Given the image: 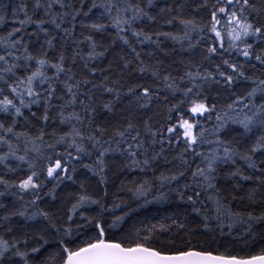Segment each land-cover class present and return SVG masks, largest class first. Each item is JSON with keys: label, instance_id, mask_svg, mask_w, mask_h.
I'll return each mask as SVG.
<instances>
[{"label": "snow or ice", "instance_id": "snow-or-ice-1", "mask_svg": "<svg viewBox=\"0 0 264 264\" xmlns=\"http://www.w3.org/2000/svg\"><path fill=\"white\" fill-rule=\"evenodd\" d=\"M195 2L197 15L206 13L199 20L171 7L157 12L155 0H19L10 15L0 12V26L11 25L0 35V197L16 198L0 202V231L8 234L0 236V264H264V247L239 255L154 246L158 233L186 228L175 220L108 236L127 215L115 212L121 193L148 204L150 195L160 201L175 192L220 236L241 225L255 239L253 225L264 223V0ZM145 21L180 30L145 31ZM167 40L188 54L180 67L146 63L138 47L162 51ZM137 73L150 80L132 79ZM241 83L247 88L238 94ZM223 93L230 102L218 104ZM98 109L119 118L98 123ZM232 125L242 131L231 135ZM161 160L175 171L156 176ZM81 169L98 178V192L79 179ZM136 170L145 178L110 193V173ZM221 180L234 188L251 182L245 198L260 213L233 210ZM66 181L78 190L61 196ZM45 196L63 205L62 214L57 205L40 207ZM17 216L37 221L35 230L17 233ZM89 227L95 235L82 240Z\"/></svg>", "mask_w": 264, "mask_h": 264}, {"label": "trees", "instance_id": "trees-1", "mask_svg": "<svg viewBox=\"0 0 264 264\" xmlns=\"http://www.w3.org/2000/svg\"><path fill=\"white\" fill-rule=\"evenodd\" d=\"M18 2L19 0H0V12L10 15L13 7ZM155 3L157 5L155 11L157 12L160 10V8L171 7L176 9V12L181 16L187 18L196 17V19L199 20L200 16L206 15V13L203 11H201L199 15H197L195 11V0H155ZM181 5H183V7H181ZM141 26L145 31L158 29L163 31L179 32L180 30L178 25L167 26L163 25L162 21L158 24H152L151 22L145 21ZM10 27L11 25L0 26V35L6 34L5 29ZM49 28L55 31L54 26L49 25ZM31 30L32 28H29V31ZM120 47L121 45L118 43L117 48ZM161 48L163 49L162 51L160 49H156L151 44H146L144 46L138 47V50L143 51V53L145 54L142 58L145 59L146 63H156L157 61H159L161 62V65L163 67H167L169 64H171L173 70L177 67H180L178 62L182 58L187 59L188 54L183 49H181L180 45L175 41L167 40L164 42V44L161 45ZM149 52H154L155 55L148 56L147 53ZM174 61L176 63H174ZM102 66L107 67V59L104 61ZM132 79L141 81L150 80V76L146 73L143 77H141L137 73L133 75ZM236 88L238 94L243 93L247 88V84H238ZM108 98L109 97L105 95L102 99L106 100ZM216 101L218 104H226L230 102L229 94L223 93L217 96ZM99 103H101V100H98V104ZM33 111H37V108L34 107ZM118 118L119 117L113 115V113L100 111L98 109V115L96 119L98 123H115ZM206 124L208 127H211L212 122H206ZM54 126L55 125L50 124L48 127V131H51ZM231 128L233 129L231 135H236L237 131H242V129H239V126L237 125H232ZM168 159L169 161L172 160V154L168 155ZM87 162L88 161L85 160V163ZM198 162L199 161L196 160L193 163V168L195 166V163ZM156 169V176H159L161 171H164L165 173H167L169 169L175 171V168L171 164H165L163 160L159 162V165L156 166ZM78 176L81 181H84L86 177L88 178L86 181V185L88 186L90 192L99 191V188L96 185V181L98 179L97 177H93L91 173H88L85 169H81L78 173ZM147 177L152 178L153 173L149 171L147 173ZM143 178H145V173H142L139 170L125 171L119 174L115 172L110 173L109 191L110 193L117 191L121 182L128 183L129 181L140 180ZM190 179V175L185 178H181V180L178 182L179 186L182 187L185 182H190ZM128 186L131 187V184H129ZM173 186L175 187L176 185L174 184ZM220 187L222 188L224 195L228 197V201L231 202V208L233 210L242 212L253 211V213L257 215L262 210L260 205H252L245 198L249 189L253 187L251 182H241L240 187L234 188L231 181L221 180ZM77 190L78 185L71 184V182L69 181H66L65 185H61V188L57 189L61 196H64L65 191L75 192ZM164 191H167V188H165ZM155 194L158 195L159 193L156 192ZM121 195L124 197V199L122 202L118 201L119 203H121V207L116 209L115 212L117 215H123L124 213H127V215L125 216L122 224H120L116 229L108 231L109 237L120 239L122 237H125L129 233L135 232L136 229L148 228L153 224H155L157 226V229H159L161 224L165 226L172 225L173 220H175L178 223H184L186 225V228L183 230H177L175 225H173L169 231L158 233L159 238H154L152 241L154 246H163L168 249H179L188 246H192L197 249L206 247L213 251L218 250L220 252L228 250L233 254L239 255L254 253L259 251L260 247H264V240L261 239V237H264V223H257L253 225V236L255 237V239L245 237L244 227L241 225H237L234 228L231 236H220L218 230H205L202 224V217L192 211V205L190 203L181 201L175 192L170 193L167 199L160 201L153 200V197L150 195L148 199L152 202L148 204H144L142 198L140 200L135 199L131 193H121ZM206 195L207 193L202 194L201 199L204 201L205 205H207L208 207H213L211 201L204 199ZM233 196H235L236 199H233ZM28 198V196H25L26 200ZM111 199L112 198L110 196L109 200L111 201ZM15 200L16 198L14 196L0 197V202L4 203L5 205H10L11 202ZM39 203L40 207L50 211H56L57 208L54 207V205H57L61 209L60 213L58 214H62L63 205L59 202L51 201V199L47 196H45ZM110 206L111 203H109V207ZM17 207H19V203H17ZM4 214L5 210L0 209V216H3ZM105 219L108 220V222H111V218L109 216L106 215ZM36 223L37 221L26 220L23 217L17 216L12 218V226L17 233L33 232L35 230L34 225ZM213 228H215V222H213ZM88 234L95 235V230L91 227L87 228L85 230V234L81 237V239H87ZM7 235L8 234L4 233L3 231H0V236H5L7 238ZM245 239H247V244L245 243ZM173 240L175 241L174 244L169 243V241ZM49 250L53 251L54 248L52 246H49Z\"/></svg>", "mask_w": 264, "mask_h": 264}]
</instances>
